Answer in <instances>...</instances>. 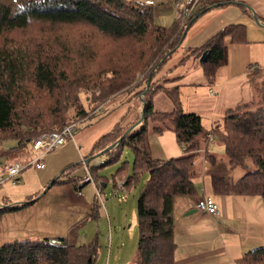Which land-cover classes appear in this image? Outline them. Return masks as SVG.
Segmentation results:
<instances>
[{
	"label": "trees",
	"instance_id": "trees-1",
	"mask_svg": "<svg viewBox=\"0 0 264 264\" xmlns=\"http://www.w3.org/2000/svg\"><path fill=\"white\" fill-rule=\"evenodd\" d=\"M212 4L201 3L187 23L176 17L165 26L154 21L151 4L136 0H0V138L16 143L0 156L23 148L40 133L61 128L72 119L89 118L93 108L120 91L142 94V115L102 135L90 153L96 155L111 145L103 153L107 159L88 168L94 181L102 178L99 169L118 160L127 147L133 154L131 170L123 161L116 173L125 190L147 174L137 198L135 264H175L173 199L197 194L201 170L210 175L220 157L208 149V134L222 145V160L230 172L242 169L235 179L212 175V191L257 196L264 202V94L254 108L228 109L207 129L198 113L182 109L177 86L163 90L153 86L152 77L180 45L191 19ZM68 27L73 30L65 29ZM28 30L17 39L7 36ZM227 38L230 43L245 41V26L226 25L190 51L199 56L206 53L200 65L209 82L227 62ZM158 90L171 101L169 112L153 107L152 96ZM80 93L90 94L86 100L89 107L81 104ZM70 106L75 109L72 119L66 116ZM136 122L137 126L130 128ZM167 129L173 131L182 153L165 160L154 158L149 134ZM202 149L201 164L197 157ZM70 167L73 165L62 174ZM26 203H2L0 217ZM88 216L94 220L99 217L95 203ZM71 239L14 238L0 243V264H94L96 236L86 241ZM236 263L264 264V245L247 250Z\"/></svg>",
	"mask_w": 264,
	"mask_h": 264
},
{
	"label": "rangeland",
	"instance_id": "rangeland-1",
	"mask_svg": "<svg viewBox=\"0 0 264 264\" xmlns=\"http://www.w3.org/2000/svg\"><path fill=\"white\" fill-rule=\"evenodd\" d=\"M142 1L144 3H156L165 0ZM155 6H157L159 12L163 16L160 18L159 14H156L155 9H153L154 21L158 24L163 23V25H168V22L173 18V8L171 9L173 5H170L171 7L169 10H166L164 5L161 4ZM189 20L190 19L183 20L182 23H187ZM256 27V24L252 25L249 23L247 29H259ZM65 29L70 31L73 30L69 27ZM33 30L34 29H31L30 31ZM26 32H29V30L14 31L7 36L11 39H17ZM256 45L258 51L263 48V45L259 43ZM227 49L229 51L228 46ZM262 58L263 59H261L260 56L259 61L251 60L253 62L251 63L253 64L252 68L260 67L263 68L264 71V51ZM195 65H197L198 68H195ZM201 71L200 64H194L190 69L186 79L188 81H194V85L190 90L184 89L182 91L183 93L180 100L182 99V102L186 107L202 112V124L208 129L210 123L206 118L207 115H204V113H206V109L204 110V102L199 105L200 107H196L195 97L191 96L188 100L186 99L187 96L192 94L188 93L193 90L196 91L200 98H210L207 90L208 86L206 80L202 78ZM260 76V80L258 79V81H255L257 91H255V96L253 97L254 100L249 103L241 104L235 107V109L242 111L254 108L258 104L256 101H262V95L264 94V72H262ZM144 85L145 82L143 86ZM153 86L159 87L160 85L153 84ZM123 92L124 91H120L119 94ZM130 92L132 91H127L125 94H130ZM138 95L142 97V94ZM89 97V93H80L79 98L84 107L90 106L86 101ZM110 98H114V96L109 97V99ZM109 99L103 101L89 113L90 118L92 115H96L97 112L102 110L97 116L91 118V123L89 124V126H93L96 123H100L98 125H103L104 127L101 128L102 132L100 131L99 134L107 132L113 126L115 119L120 120V116L124 113V110L130 109V114L136 113L141 100L137 97L134 99L131 98L125 103H119L120 101L116 100L113 109L105 111L104 108L102 109V106ZM183 99H185V101ZM152 102L154 105L153 107L158 111L169 112L172 108L170 104L171 101L163 91L155 92L152 96ZM97 108L99 111H95ZM110 114L111 116H108ZM128 114L129 112L127 113V116ZM74 115V107H68L66 109V116L68 119L74 118ZM77 119L80 118L72 119L71 123L78 124L77 122H79V120L74 121ZM215 119H217V121H215L218 122L222 117L217 116ZM121 122L123 121L121 120ZM137 124L138 123L136 122L132 128L136 127ZM149 126H151V124H149ZM77 130L74 132L73 137H67L63 144L43 154L42 158L45 163L43 168H36L33 165L27 166L21 171L20 182L14 185L10 182H4L0 185V205L2 203L20 204L27 202L15 211L4 212L1 214L0 243L10 241L14 238L39 239L42 237H49L54 239L60 236H70L72 238L71 240H81L83 237L88 240L96 236L98 254L94 264H134V254L136 252L138 238L136 218L137 198L144 182L146 181L147 174H143L137 184L132 186L129 191H122L115 186L116 183L121 180L116 173L118 168L122 165V162L126 161L128 170H131L133 164V154L129 148L125 147L122 149V153L118 160L99 169L102 178L96 180V183L92 180L87 181L89 177L88 168L95 164L98 165L99 163H103L107 157L105 154L96 156L94 154L92 155L94 158L90 160L86 166V163L83 162V158L76 154L77 146L75 145L73 138L76 137ZM161 134H149L148 145L152 157H158L165 160L171 156L173 157L175 155L174 152L182 151V148L176 141L175 135H173L172 131L164 132L163 136H160ZM122 135L119 139H122ZM211 140L212 142L207 145L208 149H210L214 143L215 147L212 146L213 149H210L211 152L220 156L218 157L217 162H221L223 165L225 164L227 166L226 162L222 160V145L214 142L213 137L210 138V141ZM15 144L16 143L13 139L0 138V153L4 149L14 146ZM35 155L36 153L32 150L31 144L27 143L23 148L14 150L5 156H0V158H3V161L0 160L1 164H4L5 161L8 162L6 164L18 161L25 162L31 160ZM198 155L197 158L203 162L204 150H200ZM69 165H73V167H70L62 174V171ZM237 170L240 171L242 169L237 168ZM208 171H210V169ZM238 171L236 172L238 173ZM236 172L234 171L232 174L236 175ZM208 178L209 176L207 177V180ZM74 184L80 189V195L75 194L73 188ZM206 188L209 189L207 181ZM97 192L99 193L98 195ZM184 199L185 198L181 195L174 197L173 201L177 211L181 210L180 208L183 206ZM29 200L32 202L29 203ZM255 201L258 205V209L264 207V204L261 202L262 200L259 202L257 200ZM94 203L99 212V217L96 220L87 216V213L90 212ZM101 209L104 211L103 215L100 213ZM247 216L248 217L243 221H236V219L230 220L228 218L223 219L226 226L223 230H220L217 225L207 217L204 218L206 221H196L197 223L193 224V226L198 231H205L210 234L212 239V243L210 244L212 247L211 250L219 256L223 254L220 260L224 259L225 261L231 262L234 255L238 256L240 254L238 249L239 239L245 245H264V222H260L259 227L254 226V218H251L250 215ZM189 217L192 219L191 216ZM186 240L187 244H181L184 255H190L185 262L187 264H204V256L202 255L204 252L202 251L206 247H201L196 244L189 245L187 238ZM207 246H209V242L207 243Z\"/></svg>",
	"mask_w": 264,
	"mask_h": 264
},
{
	"label": "crops",
	"instance_id": "crops-1",
	"mask_svg": "<svg viewBox=\"0 0 264 264\" xmlns=\"http://www.w3.org/2000/svg\"><path fill=\"white\" fill-rule=\"evenodd\" d=\"M137 1L144 3L142 0ZM171 1L173 0H165L163 2L161 1L156 3L144 4H151L153 9H155L156 14H159V17L161 18L163 15L159 12V9L155 5H164V8L166 10H169L172 6ZM200 8L201 5H198L194 13ZM171 9L173 18L170 22H168V25L176 18L174 7H171ZM191 20L192 21L189 22L188 26L186 27L180 45L170 54L167 60L161 65L160 69L152 77L153 83L156 85H160L162 87V90L163 88L177 86L180 97H182V91L184 89L190 90L191 87L194 85V81H188L186 79L188 72L194 64L201 63L199 61L200 56L198 54H190V51L202 45L209 37L218 32L220 29L224 28L226 25L238 23L244 25L246 28L245 41L239 43H230L227 38V41L229 43V45H227L229 47V51L227 49V62L219 68L217 77L213 81L209 82L202 73V78L206 80L208 86L207 90L210 98H200L194 90L189 92L188 94H192L186 97L187 100L191 96L195 97V104L197 105L196 107H200L199 105L204 102V110L206 109V113H204V115H207L206 118L208 119L211 126L214 122L217 121L215 117H223L225 111H227L228 109L235 108L241 104L249 103L254 100L253 97L255 96V91H257L255 81H258V79L260 80V75L262 72H264L263 68H252L253 64H251L253 63L251 60L259 61L260 56L261 59H263L262 57L264 51V0H213V4L209 8H207L197 17H195L194 19L192 18ZM249 23L252 25L256 24V28L259 29H247ZM258 43L263 45V48H261L259 51L257 50L256 45ZM195 68H198L197 65H195ZM211 91H214V94H211ZM134 92L135 91H132L130 92V94H125L127 92H123L119 95H115L114 98H110L105 104H103L102 109L104 108L105 111L113 109L114 102L116 100L120 101L119 103H125L131 98L134 99L135 97H137L138 99H141L140 95L132 96ZM183 100L185 101V99ZM180 101L181 107L184 111H194L198 114L200 113L199 115L201 116L202 112L193 108H188L183 104L182 99ZM142 105L143 103L140 100V105L138 106V110L136 111V113L130 114V109L124 110V113L120 116L121 119H115L113 126L103 134H99L100 131L102 132L101 128L104 127L103 125H98L100 123H96L93 126H89V124L91 123V118H93V116H97V114L102 110L96 113V115H92L89 119L83 118L79 120V122H77V129H79H76L77 134L76 137L73 138L75 141V145L77 146L76 154L83 158V162L86 163V166L88 165V162L94 158L90 153L94 143L102 135L108 133L114 126L119 125L120 127H124L130 122H132L137 116H141ZM128 112L129 114L127 116ZM108 116H111V114ZM121 120L123 122H121ZM166 131L172 130L167 129L163 131L160 136H163V133ZM211 142L212 140H209L208 144H210ZM212 146L215 147L214 143ZM212 146L210 147V149H213ZM174 153V156H178L182 153V151H176ZM0 159L3 161L2 157ZM6 163L8 162L5 161L4 164ZM212 175L224 177L227 179H235L239 176V173H236V175L232 174L228 166H226L225 164L223 165V163L221 162H216L211 170L210 175L201 170V173L196 180L198 187L197 194L190 197L183 196L185 199L183 202V206L180 208V211L176 210V206L173 201L174 241L176 245L174 253L175 264H187L185 260L190 257V255H184L181 246V244H187L186 238L188 239L189 245L196 244L201 247H206L202 251L204 252V254H202L204 256V264H237L236 259L242 257L247 250L253 247H258V244L257 246L245 245L239 239L238 249L240 254L238 256L234 255L231 262L225 261L224 259L220 260L223 254L219 256L211 250L212 247L210 246V244L212 243V239L210 237V234L205 231H198L193 226V224L197 223L196 221H202L205 217L209 218L213 223H215L220 230H223V228L226 227L223 219L227 218L230 220L236 219V221H243L246 217H248L247 215H250L251 218H254V226L258 227L260 222H264V207H260L258 209V205L257 203H255V200H257L258 202L262 200L260 199V197L239 195L235 194L232 191L227 192L225 194L214 193L211 187ZM208 176L209 178L207 180ZM90 180L95 182L89 174L87 181ZM206 181L209 184V189L206 188ZM203 191L213 196L215 202L217 203V206H219L218 216L212 217L203 214L195 208V202L198 197L201 196ZM261 202L262 204H264L263 201ZM90 212L87 213V216ZM100 213L103 215L104 211L101 209ZM189 216H191L192 219H190ZM228 234L230 236L229 231ZM86 239L87 238L83 237L80 241H85ZM208 242L210 247L207 246Z\"/></svg>",
	"mask_w": 264,
	"mask_h": 264
},
{
	"label": "built area",
	"instance_id": "built-area-1",
	"mask_svg": "<svg viewBox=\"0 0 264 264\" xmlns=\"http://www.w3.org/2000/svg\"><path fill=\"white\" fill-rule=\"evenodd\" d=\"M211 1L213 0H173L172 5L174 7L175 16L186 20L192 17L198 5ZM210 93L214 94V91H211ZM95 111H99V109L97 108ZM76 129L77 124L70 123L64 125L61 128L48 130L47 132L37 135L30 143L31 148L36 153V155L29 161H18L9 164H1L0 161V185H2L4 182H10L12 185L17 184L20 181L21 171L27 166L33 165L36 168H43L45 166L42 158L43 154L63 144L67 137H73ZM211 137L212 134H208V138L210 139ZM116 186L118 189L125 191L123 180L118 181ZM73 188L75 194L80 195V189L76 185H73ZM98 194L99 193L97 192V195ZM195 208L201 213L212 217L219 215V208L213 196L204 191L196 200Z\"/></svg>",
	"mask_w": 264,
	"mask_h": 264
},
{
	"label": "water",
	"instance_id": "water-1",
	"mask_svg": "<svg viewBox=\"0 0 264 264\" xmlns=\"http://www.w3.org/2000/svg\"><path fill=\"white\" fill-rule=\"evenodd\" d=\"M205 57H206V53L203 52L202 55L200 56L199 61L202 62V61L204 60ZM149 81H150V76H149L148 79H147V82H146V88H147V86H148V84H149ZM141 115H142V112H141ZM130 128H132V127H130ZM130 128L127 129V130L123 133L122 136H124V135L130 130ZM119 140H120V139H119ZM111 147H112L111 145L108 146V147H106L103 151L98 152L97 155H102L106 150H108V149L111 148ZM192 211H193V209H192ZM192 211H189V212H192Z\"/></svg>",
	"mask_w": 264,
	"mask_h": 264
}]
</instances>
